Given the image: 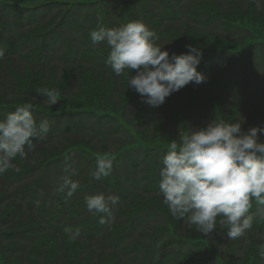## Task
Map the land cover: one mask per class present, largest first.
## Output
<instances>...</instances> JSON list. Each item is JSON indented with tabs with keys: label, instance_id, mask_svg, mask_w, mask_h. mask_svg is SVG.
Instances as JSON below:
<instances>
[{
	"label": "trees",
	"instance_id": "obj_1",
	"mask_svg": "<svg viewBox=\"0 0 264 264\" xmlns=\"http://www.w3.org/2000/svg\"><path fill=\"white\" fill-rule=\"evenodd\" d=\"M47 1L33 12L38 30L32 32L25 27L28 15H18L15 7L0 4V42L4 41L0 44L4 52L0 58V122L27 104L37 130L44 120L50 126L44 139L31 141L34 151L25 146L26 159L13 160L19 171L0 174V264H264V217L255 198L248 213L254 216L252 228L242 237L231 240L229 226L221 227L222 217L217 218L214 233L202 235L187 218L171 213L160 187L146 191L145 170L155 161L161 178L167 153L157 149L146 159L138 144V139L150 143L158 136L180 143V134L207 127L213 120L239 123L244 132L257 127L262 130L258 143H264V40L242 43L251 30L228 21L235 6L239 13L264 23V0L40 3ZM206 6L215 11H205ZM133 21L145 23L155 33L156 46L170 57L189 53L187 46L201 52L199 65L205 82L189 83L159 107H150L144 102L147 97L133 88L127 93L130 83L124 76L130 80V70L117 75L107 63L111 48L106 41L94 45L90 34L101 26L114 29ZM205 38L234 41L239 47L205 48L199 42ZM6 42L12 50L3 47ZM25 72L30 74L27 82ZM86 76L101 82L105 101L76 108L69 102L82 95ZM38 77L40 86L31 82ZM44 89L56 91L55 105L46 103L47 97L40 93ZM192 96H196L193 104L177 122L167 109L168 98L181 106ZM105 153L113 161L112 172L96 179L97 156ZM66 162L76 175L64 172ZM65 175L79 183L71 197L67 189L58 191ZM108 180L121 188L126 199L109 205L111 217L103 213L107 223H101L100 230L89 237L81 226L92 223L95 214L88 210L86 197H118ZM148 199L154 204L138 206ZM68 225L73 232L79 229L77 239L65 231ZM51 239L53 253L48 249Z\"/></svg>",
	"mask_w": 264,
	"mask_h": 264
},
{
	"label": "clouds",
	"instance_id": "obj_2",
	"mask_svg": "<svg viewBox=\"0 0 264 264\" xmlns=\"http://www.w3.org/2000/svg\"><path fill=\"white\" fill-rule=\"evenodd\" d=\"M259 7V5H258ZM94 45L107 42L111 48L107 63L117 75L125 70H136L130 77V87L150 107H159L166 98L178 92L189 83L201 84L205 77L197 71L202 53L191 46L193 54L171 57L168 51L156 46L155 33L142 21H133L119 28L99 27L91 32ZM4 52L0 51V58ZM49 106L58 101L57 93L44 89ZM31 105L21 106L0 122V174L10 169L19 171L13 160L26 159L25 146L34 151L33 138L44 139L50 131L47 120L37 130ZM253 127L242 131L241 124H230L213 120L196 130L188 129L180 134V143L172 140L170 149L163 157L164 167L160 170V192L171 213L187 218L189 225H195L202 235H210L217 229L216 221L222 217L221 227L229 226L227 235L231 240L242 237L252 228L253 215H249L252 200L264 205V143H258V133ZM95 178L111 174L113 161L108 154L97 156ZM65 173L76 175L66 162ZM58 191L71 197L79 188L69 175L61 177ZM116 196L104 194L86 197L90 212L107 213L109 205L118 204ZM264 217V208L259 210ZM101 223H107L101 219ZM72 239L79 237V229H65Z\"/></svg>",
	"mask_w": 264,
	"mask_h": 264
},
{
	"label": "rangeland",
	"instance_id": "obj_3",
	"mask_svg": "<svg viewBox=\"0 0 264 264\" xmlns=\"http://www.w3.org/2000/svg\"><path fill=\"white\" fill-rule=\"evenodd\" d=\"M19 1L24 2V3H28L29 5H34V4H37V2H39V0H19ZM210 10L215 11V8L211 7V6H209V7L206 6L205 11L209 12ZM229 13H230V15L228 16V21L232 25L246 26L247 28H249L251 30L250 36L248 38H245L242 41V43L245 41L248 42V41L257 40V39L264 40V23L261 20L254 19L251 14L239 13L237 11V8H235V6H233L231 8ZM199 42H200V46L205 47V48L215 47V48H223V49L233 50L234 48L239 47L238 44L234 41H225V40H221V39H217V38H215V39L214 38H205V39L200 40ZM242 43H240V44H242ZM190 54H193V53H190ZM36 56L37 55L35 54L34 57H36ZM129 75H130V77H131V75L135 76L136 70H130ZM24 76L26 77V82L28 80H30L29 72H25ZM124 79L128 83L127 85H129V77L124 76ZM39 80H40V77L34 78L33 80L31 79V82H33V84L36 83L37 85L40 86ZM21 82H22V87H25L23 80ZM83 84H84V88L82 89V95L80 97L71 98V100L69 102L71 105H73L76 108L77 107H89V106H95L96 103H101V102L105 101L106 92H104V88H103L100 81H93V80L89 81L87 76H86V80H84ZM126 92L127 93L132 92V88L130 87V85H129V88L126 89ZM195 97L196 96H192L191 98H186L185 100H183V103L181 106L179 104L173 102V101H170L168 98L167 104H166L167 109L173 115L174 119L177 122H180L181 115L187 109H189L190 106L193 104ZM142 142H144L142 139H138V143H142ZM149 142L153 143L154 145L170 146L172 140L171 139L162 140L158 136L157 138L150 139ZM145 143H147V142H145ZM145 156H147V154ZM150 174H151L152 178L144 177V180L146 182L150 183V186L148 185L149 187H151V186L155 187L159 183L158 178L157 177L155 178V166H152L150 168ZM128 182H130V181L128 180ZM145 201H146V203L138 202V204H139L138 206L153 205L155 202L153 199H148ZM261 225H264V224L262 223ZM92 232H93V230H92ZM45 240H47V238ZM67 242L70 243V245H72L73 247H75V245H76V243H73L69 239H67ZM48 249L50 250L51 253H53V241H52V239H51V241H48Z\"/></svg>",
	"mask_w": 264,
	"mask_h": 264
}]
</instances>
